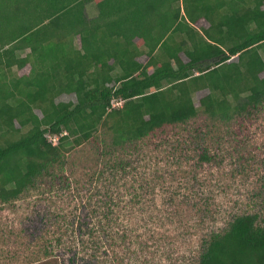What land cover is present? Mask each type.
Masks as SVG:
<instances>
[{"label": "trees", "instance_id": "obj_1", "mask_svg": "<svg viewBox=\"0 0 264 264\" xmlns=\"http://www.w3.org/2000/svg\"><path fill=\"white\" fill-rule=\"evenodd\" d=\"M263 54L264 0H0V204L33 191L93 201L106 173L129 174L127 158L107 160L117 150L160 136L177 151L188 140L170 134L191 122L188 150L199 166L214 162L213 129L245 127L264 106ZM63 95L76 101L58 102ZM88 149L89 189L75 179ZM105 197L101 216L87 207L107 233L123 208ZM256 198L261 212L200 237L195 264H264V191ZM201 202L197 212L212 217Z\"/></svg>", "mask_w": 264, "mask_h": 264}, {"label": "rangeland", "instance_id": "obj_2", "mask_svg": "<svg viewBox=\"0 0 264 264\" xmlns=\"http://www.w3.org/2000/svg\"><path fill=\"white\" fill-rule=\"evenodd\" d=\"M87 14L97 15L94 3ZM207 26L206 21L197 24ZM147 60L144 57L141 62ZM28 71L29 67L20 74ZM207 93L197 94V106ZM57 101L76 98L63 95ZM196 127L191 122L170 134L172 141L188 140L177 151L160 136L117 150L107 160L115 164L127 158L129 174L121 178L122 172L106 173L92 187L99 192L93 201L86 192L44 195L33 191L12 204H0V264H31L33 260L40 264H195L202 235L224 228L236 214L262 210L256 195L264 191V106L245 127L213 129L208 144L216 160L203 166L197 165L192 149ZM93 155L88 149L80 156L75 178L87 189L91 186L85 181V162ZM108 192L123 209L117 210L122 211L119 219L114 213L104 233L98 219L89 218L87 205L92 203L101 216ZM202 199L209 201L214 212L210 218H202L196 210L195 204L202 205ZM123 234L127 235L124 239ZM46 249L52 258H47Z\"/></svg>", "mask_w": 264, "mask_h": 264}, {"label": "built area", "instance_id": "obj_3", "mask_svg": "<svg viewBox=\"0 0 264 264\" xmlns=\"http://www.w3.org/2000/svg\"><path fill=\"white\" fill-rule=\"evenodd\" d=\"M122 104H123L122 101H120V102H113V106H114V107H120V106H122ZM49 139H50L52 142H54V143H53L54 145H57V144H58V138H57V137H49ZM56 140H57V141H56Z\"/></svg>", "mask_w": 264, "mask_h": 264}, {"label": "crops", "instance_id": "obj_4", "mask_svg": "<svg viewBox=\"0 0 264 264\" xmlns=\"http://www.w3.org/2000/svg\"><path fill=\"white\" fill-rule=\"evenodd\" d=\"M89 17H90V16H89ZM90 18H92V17H90ZM144 57H145V56L139 58L138 61L141 62V59H143ZM142 63H143V62H142ZM47 258H48V259H49V258H52V256H51V257L48 256ZM47 258H45V259H47ZM48 259H47V260H48ZM40 263H41V262H39V261H34V260L31 261V264H40Z\"/></svg>", "mask_w": 264, "mask_h": 264}]
</instances>
